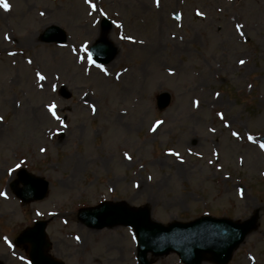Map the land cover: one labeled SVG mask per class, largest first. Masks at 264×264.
<instances>
[{
	"label": "rangeland",
	"instance_id": "rangeland-1",
	"mask_svg": "<svg viewBox=\"0 0 264 264\" xmlns=\"http://www.w3.org/2000/svg\"><path fill=\"white\" fill-rule=\"evenodd\" d=\"M6 2L0 263L30 264L15 239L49 220L50 254L65 264H139L131 228L93 230L78 219L84 207L115 201L147 207L165 226L257 215L258 226L228 264H264V0H160L159 7L156 0H91L96 10L87 0H27L24 17L17 0ZM151 13L161 17L154 24ZM31 26L39 34L28 47L20 36ZM51 26L65 30L66 44L41 41ZM154 29H162L158 46L139 42ZM103 38L118 50L103 66L107 75L88 60L90 46ZM162 92L173 101L159 111ZM53 103L59 121L48 111ZM21 168L50 182L44 200L23 204L15 196ZM149 262L183 264L174 253Z\"/></svg>",
	"mask_w": 264,
	"mask_h": 264
},
{
	"label": "water",
	"instance_id": "water-1",
	"mask_svg": "<svg viewBox=\"0 0 264 264\" xmlns=\"http://www.w3.org/2000/svg\"><path fill=\"white\" fill-rule=\"evenodd\" d=\"M105 29L110 27L104 21ZM42 40L47 43L66 41L65 33L58 27H51L43 35ZM91 54L102 63L111 62L117 50L105 39L91 48ZM171 95L163 93L158 96V107L166 109L171 104ZM23 189L17 195L23 201L31 202L46 197L49 183L34 177L24 170L20 172ZM80 219L89 227L102 229L115 225L132 226L138 237V257L142 264L147 255L152 253L163 256L175 251L186 264H202L207 256L216 264H226L235 248L245 237L256 228L258 217L255 216L243 223H236L228 219L202 218L190 223H172L165 227L151 220V213L147 208L132 209L122 203H105L101 207L85 209L80 212ZM47 222H38L33 228L25 230L16 240L19 246L28 244V254L32 264H63L46 254L50 243L46 235Z\"/></svg>",
	"mask_w": 264,
	"mask_h": 264
},
{
	"label": "snow or ice",
	"instance_id": "snow-or-ice-1",
	"mask_svg": "<svg viewBox=\"0 0 264 264\" xmlns=\"http://www.w3.org/2000/svg\"><path fill=\"white\" fill-rule=\"evenodd\" d=\"M87 2L91 4V7H92L93 10H96V5H95L94 3H91V0H87ZM0 5H2V7H3L5 10H9V9H10V5L6 2V0H0ZM156 5H157V7L160 6V0H156ZM196 14H197L198 16H202V15H203V13L200 12V11H197ZM41 15H44V13H41ZM177 19H179V17H177ZM119 26H120V25H118V27H119ZM242 27H243V25H240V24H237V25H236V28H237L238 31H239ZM241 35H243V32H241ZM122 38H124V37H122ZM127 39L131 40L132 37L129 36V37H127ZM141 43H143V41H141ZM85 51L87 52V48H85ZM13 55H14V53H13ZM80 59L83 60L84 58L81 57ZM88 60H89V62H91L92 64H95V63H96L95 60L92 59V56H91L90 53L88 54ZM28 62L31 63L30 60H29ZM239 63H240L241 65H244V64L246 63V61L243 60V59H241V60L239 61ZM99 67H101V69L105 72L106 75L108 74V73H107V69L103 68L102 65H99ZM38 75H39V74H38ZM39 79H40V80H44L45 77H44L43 75H39ZM53 90H55V88H53ZM219 95H220L219 93H216V96H217V97H219ZM196 105H197V107L199 106V101H196ZM56 107H57L56 104L53 103V104H51V105L48 106V111L51 113V115H52L56 120L59 121L61 118H60L59 115H57ZM92 111H93V112L96 111V109H95L94 106H93V108H92ZM220 116H221V119L224 118L222 113L220 114ZM2 120H3V117H0V121H2ZM61 122H62V121H61ZM62 123H63V122H62ZM162 123H163V121H157V122H156V126L158 127V126H159L160 124H162ZM64 127H67V125L65 124ZM152 131H156V127H153V128H152ZM213 131H215V130L213 129ZM232 135L235 136V137H237V139H239V134H238V133L233 132ZM248 140L251 141V140H254V138H253L252 136H248ZM260 147H261L262 149H264V144H261ZM41 151H42V152H43V151H46V149L41 148ZM171 155H174V156L179 157L180 154H179L178 152H173V153H171ZM217 155H218V154H217ZM128 159H131V157H128ZM181 162H182V161H181ZM241 162H243V161H241ZM18 167H19V165H18ZM149 179H151V177H149ZM76 239L79 240L80 238L77 237Z\"/></svg>",
	"mask_w": 264,
	"mask_h": 264
},
{
	"label": "bare ground",
	"instance_id": "bare-ground-1",
	"mask_svg": "<svg viewBox=\"0 0 264 264\" xmlns=\"http://www.w3.org/2000/svg\"><path fill=\"white\" fill-rule=\"evenodd\" d=\"M17 2H18V6H19V8H18L19 15L22 17L26 16L25 6H26L27 0H17ZM143 11L144 10L142 8L138 9V13H142ZM144 14L146 15L147 13L144 12ZM0 15H1V13H0ZM150 18H151L152 24H154L161 17L159 15H157L156 13H151ZM21 30H23V29H21ZM161 30L162 29H159V30L154 29L153 35L151 37L147 38V40H141V41L149 42L150 43L149 45L152 47L158 46L161 42V36H162ZM38 34H39V31L34 26L25 28L24 31H22V33H21L20 42H24L25 45H27L28 47L35 45V42H37ZM141 41H139V42H141Z\"/></svg>",
	"mask_w": 264,
	"mask_h": 264
}]
</instances>
